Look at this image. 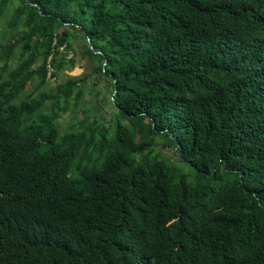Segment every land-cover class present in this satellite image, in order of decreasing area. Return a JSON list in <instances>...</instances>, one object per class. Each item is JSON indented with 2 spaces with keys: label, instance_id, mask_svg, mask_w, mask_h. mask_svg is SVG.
<instances>
[{
  "label": "trees",
  "instance_id": "1",
  "mask_svg": "<svg viewBox=\"0 0 264 264\" xmlns=\"http://www.w3.org/2000/svg\"><path fill=\"white\" fill-rule=\"evenodd\" d=\"M18 2L0 45V264H264V0ZM73 37L112 110L59 133L83 77L15 99Z\"/></svg>",
  "mask_w": 264,
  "mask_h": 264
},
{
  "label": "rangeland",
  "instance_id": "2",
  "mask_svg": "<svg viewBox=\"0 0 264 264\" xmlns=\"http://www.w3.org/2000/svg\"><path fill=\"white\" fill-rule=\"evenodd\" d=\"M18 0H8V4L0 17V45H4L8 40H13L17 37L15 29L7 27V21L10 19L13 9L18 5ZM59 31V30H58ZM72 48L63 54L64 66L59 70H53L48 67L46 80L43 84H38L39 78L35 76L28 83L22 93L18 95L15 101L21 99L25 94L33 91L34 96L55 89L58 83H62L68 76L83 77L81 94L77 101L74 98L67 100L66 110L59 111L53 125L56 126L59 133L70 132L75 130L80 121L87 115L88 122L95 119L97 122L107 123L111 116L112 105L110 102V92L107 87V80H104L97 74L92 72V67L96 63L94 59L82 53L83 38L73 37ZM98 44H102L101 41ZM18 62V48L14 49L11 58L8 61V66L3 72V76L9 68H13ZM2 61H0V65ZM56 72L55 76L50 75L51 72ZM77 89V88H75ZM63 102L60 100L58 106L61 107ZM47 105V106H46ZM50 100H46L42 111H48ZM160 141L155 143V148L160 152V157H163L170 162L175 160L173 151L170 148H161Z\"/></svg>",
  "mask_w": 264,
  "mask_h": 264
}]
</instances>
